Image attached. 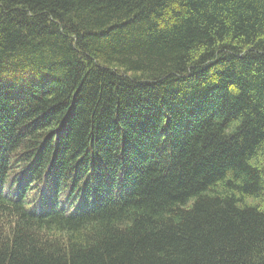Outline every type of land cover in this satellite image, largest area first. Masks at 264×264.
Segmentation results:
<instances>
[{
  "label": "trees",
  "instance_id": "trees-1",
  "mask_svg": "<svg viewBox=\"0 0 264 264\" xmlns=\"http://www.w3.org/2000/svg\"><path fill=\"white\" fill-rule=\"evenodd\" d=\"M0 264H264V0H0Z\"/></svg>",
  "mask_w": 264,
  "mask_h": 264
},
{
  "label": "rangeland",
  "instance_id": "rangeland-1",
  "mask_svg": "<svg viewBox=\"0 0 264 264\" xmlns=\"http://www.w3.org/2000/svg\"><path fill=\"white\" fill-rule=\"evenodd\" d=\"M5 220V219H4ZM7 221V220H6ZM6 223H8V222H6Z\"/></svg>",
  "mask_w": 264,
  "mask_h": 264
}]
</instances>
